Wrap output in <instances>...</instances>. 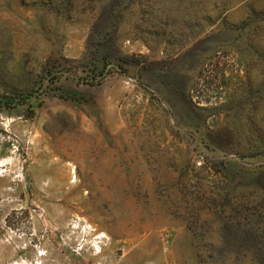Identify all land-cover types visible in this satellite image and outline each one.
Listing matches in <instances>:
<instances>
[{"label":"rangeland","instance_id":"374dc122","mask_svg":"<svg viewBox=\"0 0 264 264\" xmlns=\"http://www.w3.org/2000/svg\"><path fill=\"white\" fill-rule=\"evenodd\" d=\"M0 264H264V0H0Z\"/></svg>","mask_w":264,"mask_h":264},{"label":"trees","instance_id":"16d2710c","mask_svg":"<svg viewBox=\"0 0 264 264\" xmlns=\"http://www.w3.org/2000/svg\"><path fill=\"white\" fill-rule=\"evenodd\" d=\"M3 104H11V102L9 103L8 101H6L5 103H3L2 101H1V99H0V109L3 107Z\"/></svg>","mask_w":264,"mask_h":264}]
</instances>
